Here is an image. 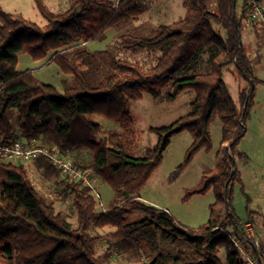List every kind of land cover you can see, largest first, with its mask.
Here are the masks:
<instances>
[{"label": "trees", "instance_id": "obj_1", "mask_svg": "<svg viewBox=\"0 0 264 264\" xmlns=\"http://www.w3.org/2000/svg\"><path fill=\"white\" fill-rule=\"evenodd\" d=\"M152 1L70 0L68 9L54 12L45 0H35L47 20L44 27L0 5V141L36 139L71 158L76 167L92 170L94 178L104 180L116 193L108 210L98 211L92 187L62 178L63 192L72 197L78 215V226L72 227L54 203L36 190L24 162L0 161L1 263L111 264L113 253L118 252L134 261L145 256L144 264H222L219 253L224 248L225 264H243L227 229L242 232L232 207L231 185L241 180L236 156L247 158L238 146L247 131L257 81L242 40L245 10L238 16L237 0H218L215 10L208 0H184L183 18L149 33L142 24L120 35L125 51L159 53L149 68L117 56L112 49H88L87 43L103 39L108 28L144 14ZM20 53L34 60L52 53L51 60L73 76L72 83L61 93L38 80L33 70L20 71ZM228 66H234L248 83L239 90L240 107L224 83ZM166 87L172 89L165 96L169 102L193 90L191 111L170 125L152 127L158 143L136 155L139 135L126 103L141 98L145 90L159 98ZM14 110L19 134L12 123ZM96 115L119 122L121 130L97 140L102 125ZM216 115L223 123L216 166L204 174L200 187L188 192L213 188L215 202L208 221L193 228L167 209L143 202L138 193L162 162L174 135L188 130L193 137L185 163L174 177L199 149L210 150ZM85 150L91 153L89 161ZM37 160L60 173L49 159ZM135 212L145 217L128 221ZM108 225L116 230L107 235L108 247L99 253L96 244L101 238L90 229Z\"/></svg>", "mask_w": 264, "mask_h": 264}, {"label": "rangeland", "instance_id": "obj_2", "mask_svg": "<svg viewBox=\"0 0 264 264\" xmlns=\"http://www.w3.org/2000/svg\"><path fill=\"white\" fill-rule=\"evenodd\" d=\"M117 2V0H113ZM184 0H153L151 7L139 17L122 21L105 31L103 39L90 41L87 47L91 51L112 49L117 56L127 59L129 62L139 64L145 68L153 66L159 56L158 52L151 53L141 50L137 53L125 51L119 44L120 35L134 30L138 25L144 24L146 33L159 25L171 24L186 15ZM264 8V1L257 0ZM48 8L54 12H62L69 8L70 0H45ZM210 8L215 10L218 0H208ZM249 0H237L238 16L244 13L242 40L247 45L248 52L254 56L252 61L254 76L257 78L253 103L246 121V133L242 138L238 149L246 153L247 158L236 156L235 164L240 173L241 180L232 183V207L239 218L240 228L248 221L255 225L259 233V226H263L264 219V20L251 19L247 15L246 7ZM0 5L5 11L13 14H21L44 27L46 18L39 11L35 0H0ZM261 22V23H259ZM257 54L260 56L257 60ZM52 53L45 58L34 60L28 53H20L17 68L20 71L33 70L34 76L43 83L51 84L61 93L66 86L73 81V76L63 73L59 66L51 60ZM224 83L228 89L231 99L240 107L239 90L248 85L247 81L240 76L234 66H228L224 72ZM170 87L163 89V95L154 98L145 90L141 98L128 99L126 109L135 120L138 130V149L136 155H140L147 147L158 143V135L151 131L152 127H163L170 125L180 117L191 111V103L194 100V92L191 89L184 91L175 101L169 102L165 96L171 92ZM12 123L17 134L20 133L17 123V111L14 110ZM95 120L102 125V131L97 140L105 139L109 132L121 130L119 122L109 120L103 116L96 115ZM222 120L216 115L211 122L212 148L199 149L187 165L180 170L177 177L173 173L185 163L187 152L193 142V137L188 130H184L171 139L170 145L164 152L163 160L153 172L147 183L139 191L140 199L150 205L166 208L180 222L198 228L205 224L210 215V205L215 202V192L210 188L205 193L188 195L191 189L200 187L206 172L216 166L217 152L222 141ZM24 140V139H22ZM86 160L91 159V153L84 151ZM28 175L36 188L49 202H53L56 211L61 212L72 227L78 226V215L72 203V197L66 196L61 184L62 175L49 168L48 164L41 163L37 159L27 160L24 163ZM93 195L98 201L96 210L107 211L116 193L112 187L99 177L94 178ZM101 196V200L97 197ZM102 202L103 205L100 204ZM142 212H135L128 217V221H137L144 218ZM116 228L113 226L92 227V235L101 238L96 244L99 253H103L108 247L109 237L107 235ZM227 230H234L229 227ZM219 256L222 264H225L226 251L221 249ZM147 257L140 261L129 259V254L114 252L111 264H144ZM0 264H3L0 262Z\"/></svg>", "mask_w": 264, "mask_h": 264}, {"label": "built area", "instance_id": "obj_3", "mask_svg": "<svg viewBox=\"0 0 264 264\" xmlns=\"http://www.w3.org/2000/svg\"><path fill=\"white\" fill-rule=\"evenodd\" d=\"M246 11L251 19L264 20V8L257 0H249ZM41 157L49 159L64 179L79 182L95 190L93 171L76 167L71 158L60 154L57 149L42 145L36 139H20L9 143L0 141V161L20 164ZM97 197L101 200L99 194ZM100 204L103 205L102 202ZM227 233L239 251L243 264H264V243L252 222H246L242 232L234 229L227 230Z\"/></svg>", "mask_w": 264, "mask_h": 264}, {"label": "crops", "instance_id": "obj_4", "mask_svg": "<svg viewBox=\"0 0 264 264\" xmlns=\"http://www.w3.org/2000/svg\"><path fill=\"white\" fill-rule=\"evenodd\" d=\"M87 44H88V43H87ZM257 56H258V57H257V60H258L260 56H259L258 54H257ZM249 58H250L251 63H252V61L254 60L255 57L252 56L251 53L249 52ZM252 66H253V64H252ZM253 69H254V68H253ZM165 209H166V208H165ZM168 211H169V210H168ZM262 225H263V226H261V227L259 226V230H258V231H259V233L262 235V237L264 238V219H263ZM263 241H264V239H263Z\"/></svg>", "mask_w": 264, "mask_h": 264}, {"label": "water", "instance_id": "obj_5", "mask_svg": "<svg viewBox=\"0 0 264 264\" xmlns=\"http://www.w3.org/2000/svg\"><path fill=\"white\" fill-rule=\"evenodd\" d=\"M253 88H254V86H253ZM247 103H248V102H246V104H245V108L247 107ZM234 170H235V168H234ZM234 170H233V171H234Z\"/></svg>", "mask_w": 264, "mask_h": 264}]
</instances>
